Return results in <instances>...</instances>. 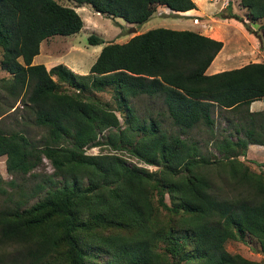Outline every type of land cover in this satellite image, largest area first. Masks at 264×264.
<instances>
[{"label":"trees","instance_id":"1","mask_svg":"<svg viewBox=\"0 0 264 264\" xmlns=\"http://www.w3.org/2000/svg\"><path fill=\"white\" fill-rule=\"evenodd\" d=\"M60 1L0 0V67L9 74L0 78V119L19 102L42 129L33 140L23 129L0 127L6 172L40 177L28 193L16 191L12 206L0 209V243L17 250L7 262L264 264L224 249L225 241L249 235L264 254V173L238 159L249 143L264 149V111H247L251 101L264 97V62L207 75L220 41L156 27L122 43L103 44L86 74L63 64L46 70L31 63L39 43L74 34L83 24ZM66 1L135 26L156 5L195 8L192 0ZM239 5L248 22L262 19L257 26L262 34L230 11V1L227 12L216 16L240 22L261 49L264 0H240ZM86 41L102 44L94 34ZM105 90L113 106L91 94ZM141 96L158 100L175 132L136 114L131 102ZM214 107L241 113V122L233 139L228 134L215 138L214 153L204 154L188 131L202 125L213 133ZM102 145L125 150L155 169L118 154L84 152ZM42 158L52 167L44 176L31 172ZM1 182L13 184L12 178Z\"/></svg>","mask_w":264,"mask_h":264},{"label":"rangeland","instance_id":"2","mask_svg":"<svg viewBox=\"0 0 264 264\" xmlns=\"http://www.w3.org/2000/svg\"><path fill=\"white\" fill-rule=\"evenodd\" d=\"M221 2L223 5H226L227 1H230V11L238 10V16L244 18V11L239 5L240 0H217ZM61 3H73L71 1L61 0ZM157 6V5H156ZM156 6L154 11L156 10ZM208 9V13L212 15V12L217 7V4L214 2H210L204 5ZM220 6V5H218ZM216 11V10H215ZM75 12L79 15L82 20L81 28L74 34L65 35V36H52L47 38L46 40L42 41L38 48V53L36 55L35 60L33 61L34 64L41 63L46 70L56 64H63L66 68L70 69L72 72L76 74H86L88 73L89 66L93 63L96 55L98 54L100 47L107 43V42H116L122 43L125 42L131 36L141 33L147 28V23L134 25L125 22L123 19L119 17H110L104 14H100L95 12L91 7H88L85 4L76 7ZM221 12L226 13V9H222ZM171 16H176L172 14ZM177 17H168L167 21L163 20L162 23L158 25H163L160 27H166L165 25H169L168 23L171 21H176ZM180 18V17H179ZM206 18L201 16L198 18V26L201 30L208 28V24L205 21ZM262 20V19H261ZM258 21V24L262 23V21ZM165 23V24H164ZM258 26V25H257ZM256 27L258 33L260 32L259 28ZM133 27L135 30L130 31L129 28ZM197 27V26H196ZM94 34L98 36L102 40V44L98 45H90L87 43L86 38L88 35ZM234 34V36H233ZM259 34H262L259 33ZM238 35V34H237ZM227 36V35H226ZM240 36V35H239ZM231 38L235 37V31L231 33ZM238 37V36H236ZM241 42L243 41V37H241ZM258 42V41H257ZM233 44V42H232ZM231 44V45H232ZM230 46V42L227 44V47ZM259 46V44H258ZM226 47V49H227ZM231 47V46H230ZM226 49L223 51L225 52ZM262 47L260 50H263ZM252 53L248 54V58L251 59L253 57ZM237 63V62H235ZM246 62L243 60L241 65L245 64ZM9 74L1 69L0 67V78H8ZM55 79V77H52ZM92 96L101 101V102H108L113 106V101L110 97V91L105 90L102 92H93L91 93ZM0 96H4L3 93L0 92ZM154 102V103H153ZM133 108L136 114L139 117H144L145 119L151 117L159 120L160 127L165 130L166 132H175L176 127L170 123V119L166 116V113L156 114V113H146L144 108L147 104H154L155 106L150 108L152 111L159 109L158 100H148L145 97L141 96L132 100ZM20 103L16 102L13 108L16 107L15 110H8L3 117L0 119V127L2 124H5L7 127L12 129H23L27 132V135L30 138H37L39 135L42 134V129L35 127L32 124L31 115L27 112V110L20 109ZM213 116L217 120L214 128L213 133H209V131L205 130L202 125H198L195 128H192L188 131L189 135L192 139L197 140L200 146L201 151L204 154H211L214 153L211 142L215 138H220V136L225 135V133L221 132V127L224 126L222 123L221 118L219 117V113L216 110L213 111ZM84 152L86 154H99V153H113L122 156L127 162L134 163L136 165L142 166L147 168L148 170H154L155 166L146 165L142 162H139L134 157L130 156L125 150L117 151L111 149L109 146H94L90 148H85ZM4 156H0V188L3 192H0V209L7 206H12L13 201L17 198L16 191L26 192L28 193L29 190L35 185V182L40 179L36 176L32 175H10L6 172L5 163H4ZM239 159V158H238ZM258 160H251L244 158L242 161L249 166V168L255 172L262 171V166H259V163L264 161V157L257 158ZM34 174H38L40 176H44L46 174H50L52 172V167L50 166L49 162L42 158L41 164L32 169L31 171ZM264 173V172H263ZM12 178V185H7L2 183L1 181H7ZM14 193V194H13ZM36 200L35 197L29 199V204ZM224 249L233 254H239L242 257L254 260V261H261L264 262V254L259 251V248L255 242V240L246 235L242 240H227L224 243ZM0 253H4L5 264H9L7 261L16 256L17 250L14 247H9L4 243H0ZM19 260V259H18Z\"/></svg>","mask_w":264,"mask_h":264},{"label":"crops","instance_id":"3","mask_svg":"<svg viewBox=\"0 0 264 264\" xmlns=\"http://www.w3.org/2000/svg\"><path fill=\"white\" fill-rule=\"evenodd\" d=\"M192 2L195 4V8L187 9L184 11H173L163 5H157L156 10L153 11V13L149 16V18L142 24L147 23L148 25L147 28L149 29L156 28V27L163 26V25H158V24L162 23L163 20L167 21L168 17L178 16V18H176V21L169 22L168 23L169 25H165L166 27H163V28L174 29V30H190V31L197 32L201 35H204L208 38L220 41L222 43L221 48L215 54V56L212 58L211 62L205 69L204 73L207 75L225 71V70L234 69V68H239L243 66V64L241 65V62L243 60L246 62L245 64L255 63V62L256 63L264 62V49L263 50L259 49L257 39L252 34L247 32L240 22L232 18L220 19L216 16L217 13L221 12V10L224 8L225 5H223L221 2L217 0H192ZM210 2H213V3L215 2L217 4V7H215L216 11L214 10L212 12V15L206 14L208 13V9L204 6L205 4L210 3ZM62 4L72 7L74 11L76 10V7H77L74 3L63 2ZM87 6L90 7L89 5ZM242 11H244L245 13L244 9ZM231 12L238 15V10L236 11L232 10ZM172 14L176 16H171ZM201 14L203 15L204 18H206L205 21L208 24V28H205L203 30H201L198 26V23H199L198 18L201 16ZM243 21L252 30H255L256 29L255 26L258 25V22L250 23L245 18H243ZM146 30L147 29L145 28L144 31ZM234 31H235V37L231 38L230 37L231 33H233ZM239 35L244 38L243 39L244 42H241V38ZM229 42H230L231 47L230 46L227 47V44ZM225 49L226 51L223 52ZM252 52H253V55L255 56L249 59L248 54ZM36 55L33 56L31 60L32 64H34L33 61L35 60ZM158 106H159V109L156 110V112L150 109L154 107L150 104L145 105L144 108L147 109L146 113H150V114L153 112L158 113L159 111H160L159 113H163L164 111L163 106L160 103H158ZM214 110H216V112L219 113V117L221 118L222 123H224V126L221 127V132L225 133V135L228 134L229 138L233 139L235 136L234 128L236 127L237 123L241 122V113H232L230 111H227L223 108H218V107H214ZM247 111L248 112L264 111V97L251 101L247 106ZM213 118H214V127H213V132H214V128H216L215 124L217 120L215 119V116H213ZM223 136H220L219 139H221ZM259 157H262V158L264 157L263 146L259 144L249 143L246 146L245 155L243 157L239 156L238 158L240 160H243L244 158L251 159V160H258L257 158ZM262 167H263L262 169H264V165H262Z\"/></svg>","mask_w":264,"mask_h":264},{"label":"water","instance_id":"4","mask_svg":"<svg viewBox=\"0 0 264 264\" xmlns=\"http://www.w3.org/2000/svg\"><path fill=\"white\" fill-rule=\"evenodd\" d=\"M129 30H130V31H134L135 29H134L133 27H130Z\"/></svg>","mask_w":264,"mask_h":264}]
</instances>
